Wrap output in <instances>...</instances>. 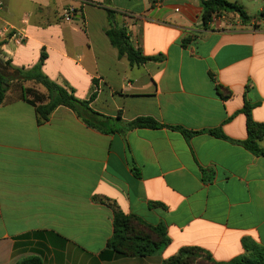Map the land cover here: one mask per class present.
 <instances>
[{"label": "crops", "instance_id": "obj_1", "mask_svg": "<svg viewBox=\"0 0 264 264\" xmlns=\"http://www.w3.org/2000/svg\"><path fill=\"white\" fill-rule=\"evenodd\" d=\"M252 17L221 13L205 27L200 0H0V264H162L183 248L217 263L264 246V156L248 138L245 104L264 125V0H228ZM73 9L72 21L65 12ZM113 20L144 57L131 66L106 35ZM42 73L106 117L168 129L104 134L59 106L45 122L23 99ZM217 85L231 93L223 99ZM4 87H7L6 85ZM220 129L227 140L206 131ZM264 150V138L259 142ZM113 205L170 244L147 257L108 248Z\"/></svg>", "mask_w": 264, "mask_h": 264}, {"label": "trees", "instance_id": "obj_2", "mask_svg": "<svg viewBox=\"0 0 264 264\" xmlns=\"http://www.w3.org/2000/svg\"><path fill=\"white\" fill-rule=\"evenodd\" d=\"M202 8V20L207 27L213 20V17L221 13L237 14L242 23L246 24L252 20L242 6L232 3L228 0H200ZM114 12L109 11L110 26L106 29V35L110 39L112 46L118 51V55L126 57L131 66H139L149 61H158L160 58L144 57L130 43L126 32L119 28L113 20ZM254 18L264 20V9ZM45 54L42 55L40 62L23 77L28 80H35L38 84L44 86L47 96L36 92L33 89H24L23 94L31 96L32 99H23L36 107L38 121L45 122L49 119L52 112L59 106L71 109L88 127L98 130L104 134L127 133L134 129H161L168 128L180 132L187 140L200 132H190L182 127L168 126L159 123L152 117H140L127 122L122 119L121 114L116 118L106 117L95 112L91 108V103L95 94L87 101L75 97L72 90H68L51 80H49L41 71ZM7 87H4V86ZM217 92L223 98H230L231 93L222 86L217 85ZM9 89L8 83L0 76V104L6 99ZM252 106L245 104L243 112L248 118V138L246 141H235L257 156H264V150L260 149L259 142L264 138V125L255 123L251 118ZM216 138L227 140L224 133L218 130L206 131ZM114 210V233L108 243V248L124 256H152L163 250L170 244V239L166 229L163 226L148 228L143 221L134 217L125 215L115 206L109 204ZM246 254L235 258L229 263H217L211 256L200 248H183L179 253L162 264H264V246L258 244H248L243 242ZM19 264H43L39 257H30Z\"/></svg>", "mask_w": 264, "mask_h": 264}, {"label": "built area", "instance_id": "obj_3", "mask_svg": "<svg viewBox=\"0 0 264 264\" xmlns=\"http://www.w3.org/2000/svg\"><path fill=\"white\" fill-rule=\"evenodd\" d=\"M74 15H75V11L73 9L67 10L64 15L65 21L67 22L72 21L74 18Z\"/></svg>", "mask_w": 264, "mask_h": 264}]
</instances>
